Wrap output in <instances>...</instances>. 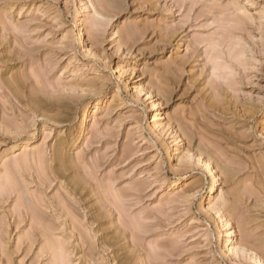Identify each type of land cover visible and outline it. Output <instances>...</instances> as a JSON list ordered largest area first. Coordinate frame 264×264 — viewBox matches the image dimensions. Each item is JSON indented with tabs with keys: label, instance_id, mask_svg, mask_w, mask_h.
Returning <instances> with one entry per match:
<instances>
[{
	"label": "rangeland",
	"instance_id": "obj_1",
	"mask_svg": "<svg viewBox=\"0 0 264 264\" xmlns=\"http://www.w3.org/2000/svg\"><path fill=\"white\" fill-rule=\"evenodd\" d=\"M0 264H264V0H0Z\"/></svg>",
	"mask_w": 264,
	"mask_h": 264
},
{
	"label": "bare ground",
	"instance_id": "obj_2",
	"mask_svg": "<svg viewBox=\"0 0 264 264\" xmlns=\"http://www.w3.org/2000/svg\"><path fill=\"white\" fill-rule=\"evenodd\" d=\"M79 41H80V39H79ZM90 111V110H89ZM88 117V114L86 113L85 114V116L83 117V119L81 120L82 121V125L83 124H86L85 122H86V120L88 119L87 118ZM153 118H155V116L153 117ZM85 126V125H84ZM207 161V160H206ZM208 162V161H207ZM207 162H203V165H204V168L206 169V174L208 175V179H209V181H210V183L212 184V182H213V175H212V173H211V170L212 169H210V166H209V164H207ZM202 168H203V166H202ZM206 175V176H207ZM177 181V180H176ZM209 186V185H208ZM210 189V188H209ZM209 194H211V189H210V191L208 192V194H206V196L208 195V197L210 196V198H211V196L212 195H209ZM226 225H227V229H228V231H227V235H228V239H230L232 242H234V240L236 239V232H235V230H233V227L230 225V223L229 222H226Z\"/></svg>",
	"mask_w": 264,
	"mask_h": 264
}]
</instances>
